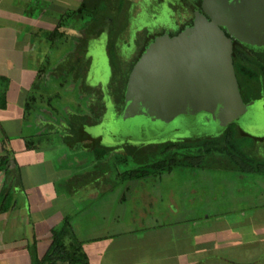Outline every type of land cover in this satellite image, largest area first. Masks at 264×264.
I'll list each match as a JSON object with an SVG mask.
<instances>
[{
    "label": "rangeland",
    "instance_id": "374dc122",
    "mask_svg": "<svg viewBox=\"0 0 264 264\" xmlns=\"http://www.w3.org/2000/svg\"><path fill=\"white\" fill-rule=\"evenodd\" d=\"M169 1L164 0V2L158 3L157 0H122L121 5L118 3L119 8L121 7L120 10L106 9L107 15L114 22L109 19L105 32L86 41V51L83 50L85 60L88 58L90 62L88 75L84 81L90 86L88 90L95 89L94 93H91L92 96L90 98L91 94L89 91L82 92L79 90L80 85L84 84V81L81 84L79 83V78H84V74H81L82 72L73 74L70 69H66L67 66L62 72L57 71L59 63L64 60L63 58L72 53L74 47L81 40L80 38H85L88 33L84 32L87 27L83 24V18L76 15L65 16L62 21L70 25L58 27L59 33L55 32L51 34L55 20L63 12L60 6L64 3H55L46 8L38 24L42 30L38 34V44H41V47H46L44 51L40 49V54L45 52L46 55L44 62L45 77H40L41 79L38 82L39 87L32 91V95L28 99L31 108H28V114L30 115H27V117L34 121L32 112L34 110L39 115L41 127H43L40 128L38 126L40 131H45V128H48V124H52L56 132L54 131V134L49 135L43 134L37 141L34 140V136L30 138L33 144H39L38 149L40 151H43L45 147L44 143H54L56 147V142H59L58 136H60L61 124L65 128L66 121L71 120L73 117L71 115L67 119V115L72 113H91L92 105H89V103L99 95L97 85L107 84L108 86L112 77L113 65L116 63L119 66L120 59L124 62H130L134 52L132 43L136 39H148L150 36L163 32L165 29L176 31L177 21L181 23L183 21L182 18L190 16L191 8L189 4L182 0H171L173 4L170 5ZM129 4L139 5L137 13L134 12V9V13H132V8H129ZM117 22L119 24H116ZM122 28L124 29L122 30ZM110 33L114 35V38ZM38 37L36 40H31V43L36 44L35 41H37ZM128 37L130 38V40H127L129 44L121 43V40H126ZM62 63L64 64V62ZM62 63L61 65H63ZM53 70L54 73H51ZM49 74L50 78L48 77ZM108 90L110 89L108 88ZM112 99L113 97L110 94L103 96L107 111L101 122L97 124H83V130L81 128L79 131L80 135L74 138L77 141L76 144H73L75 140L73 142L70 140L69 143L72 145L65 143L61 146L63 153L60 154L64 155L61 159L62 164L82 169L81 166H84L88 160L85 168L90 169L94 163H98L94 159V153L91 151L94 141H101V144L104 146L118 142L116 144L117 148L119 146V150L123 151V145H128V142H120L119 140L125 137L130 138L132 144L140 143L143 140L148 142L154 141L157 139L156 135L158 134L162 135L164 139H168V133L173 134V139L196 138L212 134L221 125L222 127H226L227 125L225 123L219 125V121L213 119V116L203 112L196 115L192 125H189L188 120H181L178 117L169 122L151 121L139 113L135 114L131 110L129 103L125 108V112L116 116L117 104H114ZM0 118L3 119L4 116L0 114ZM81 121L86 123L85 118ZM232 124L238 133H245L242 136L245 148L254 147L255 155L259 158H264V140L253 139V137L264 136L263 100L260 98L253 100L249 104L247 111L234 120ZM148 134H150V137H148ZM105 161L107 164L101 162L93 168L95 171L93 174H100L93 176L96 186H91L85 191L84 186H81V183H83L81 181L82 177H78L72 183V186L67 187L68 192L73 188V196H76L77 199H82L80 200L81 204H89V207H87L88 212L91 211L92 214L96 215V211L100 209L101 200L98 199L99 194H103L105 197L104 203H110L117 199L120 205L119 208L123 209L124 213L129 211V216L131 210L138 213L137 217L142 216V218L144 216H152V213L164 217L163 213L166 211L163 213L162 211L167 210L168 203L173 200L177 202L206 203L205 209L197 208V211L211 214L214 213L213 210L217 212L226 211L225 214L211 215L205 221L206 232H209L207 234L215 237L214 240L217 243L213 242L212 239L207 241V245L214 246L207 255L204 257H193V259L186 257V260H184L185 264H264V187H261V185H264V174L242 172L236 168L226 167V165L199 168L177 166L169 172L151 173L142 178L129 179L132 180L131 182L129 180H121L119 173L133 167V163H114L112 156L106 157ZM28 162L29 166L25 170L32 169L30 174L36 179L40 170L37 168L39 165L31 163L30 160ZM2 167L5 170L7 169L6 165H2ZM102 170L107 175V182L105 181L104 183H102L104 181ZM98 177L100 178L99 180ZM206 179L215 180L216 183L205 181ZM210 184L216 186L212 192L206 187ZM236 189L239 192L244 191V193L247 191V194L244 195V200L251 202L250 206H255V210L263 211V225H256L258 222L260 224V221L248 220V225L245 226L246 216L244 213L246 211L244 208L238 206L242 202L240 198L234 199ZM124 193L126 197L124 200L123 198H119L120 201L118 195L121 197ZM45 202L46 199L42 201V204L44 203V210L47 208V203ZM165 215H168V213L166 212ZM173 215L178 217L184 214L176 213ZM260 215L257 216L259 220ZM128 216L126 215V217ZM125 219L126 223H128L127 220L129 218ZM40 224L37 223V227ZM202 225L203 222L199 219L197 223L198 228H201ZM188 227L189 236H194L198 233L195 223H189ZM138 235L142 234L138 233ZM242 243L247 244V246H242ZM233 246H237V249H233ZM120 256L126 261L130 258L125 254H120ZM142 259H145V253H143ZM175 260H178V258H175ZM172 263L175 264L174 262ZM178 263L182 264V259H179Z\"/></svg>",
    "mask_w": 264,
    "mask_h": 264
},
{
    "label": "crops",
    "instance_id": "0c3cea01",
    "mask_svg": "<svg viewBox=\"0 0 264 264\" xmlns=\"http://www.w3.org/2000/svg\"><path fill=\"white\" fill-rule=\"evenodd\" d=\"M82 1L0 0V114L4 116L3 119L0 118V264H33V257L41 259L50 245L51 229L65 216L69 218L81 243L88 264H179V259L185 264L186 257H204L214 247L207 245V241L212 239L217 243L215 237L207 234L209 232H206L205 221L211 215L225 214L226 211L201 213L197 208L205 209L206 203L173 200L168 203V211H162H166L168 215L165 212L164 217H160L161 215L152 213V216L142 218L131 210L129 216V211L124 213L119 208L117 199L104 203L105 197L99 194L101 207L94 215L87 210L89 204L83 205L80 201L82 199L73 196V188L69 192L67 190L78 179L79 173L90 170L84 168L85 164L81 166L82 169L62 164L64 155L60 154L63 153L61 146L65 143L72 144L62 142L58 136L56 147L54 143H44L45 147L40 151L39 144H33L30 148L27 146L31 137L34 136L36 141L40 138L38 126L43 128L39 115L34 110L31 109L34 121L27 117L30 115L28 99L32 91L39 87L40 77H45L46 55L45 52L40 54V49L44 51L46 47L38 44V34L42 31L38 25L40 17L50 5L64 3L60 6L63 12L55 20L54 29L59 25L61 15H68L76 10ZM69 25L67 23L64 26ZM37 37L36 44H32L31 40H36ZM4 155L9 161L7 171L2 167ZM28 160L39 165L36 179L30 174L32 169L25 170L29 166ZM93 176L95 175L90 172L82 180L81 186H84L85 191L96 186ZM105 181L107 179L102 183ZM205 181L216 183L210 179ZM259 181L262 182L260 179ZM206 187L212 192L216 186L210 184ZM241 192L236 189L233 197L242 201L238 206L246 211L245 226L248 225V220L260 221L256 225H263V211L250 206L251 202L244 200L247 191ZM125 197V193L121 197L118 195V199L124 200ZM45 199L46 210L43 209L44 203L42 204ZM176 213L184 215L177 217L173 215ZM125 218H129L128 223ZM199 219L203 222L201 228L197 226ZM37 223H41L39 227ZM189 223L196 224L198 233L194 236L188 235ZM241 245L247 246L243 243ZM233 249H237V246H233ZM143 253L145 259H142ZM120 254L130 257L129 263ZM175 258H178L176 262Z\"/></svg>",
    "mask_w": 264,
    "mask_h": 264
},
{
    "label": "trees",
    "instance_id": "16d2710c",
    "mask_svg": "<svg viewBox=\"0 0 264 264\" xmlns=\"http://www.w3.org/2000/svg\"><path fill=\"white\" fill-rule=\"evenodd\" d=\"M197 2L199 3L200 0H196L195 5ZM118 3L121 5L122 0H117V2H115V0H83L76 10L71 13L68 12V15H61L59 25L53 29L51 34L55 32L59 33L58 27L67 24L65 22V24H63V18L65 16L72 15L83 18V24L87 27L84 32H88L89 34L87 33L85 38H80L81 40H79L78 45L74 47L72 53H69L63 58L64 60H62V62H64V64L62 62L61 63L63 65L59 63L60 65H58L57 71L62 72V70H64L67 66L66 69H70L73 74L82 72L81 74H84V78H79V83H83L86 78V68L89 64V60L88 58H86L87 61L85 60V53L83 52V50L86 51V41L102 32L103 26L106 25V17L114 22V20L107 15L106 9L112 8L113 10H120L121 7L119 8ZM116 24L119 23L117 22ZM123 29L124 28H122V30ZM110 35H112V33H110ZM112 36L114 38V35ZM82 42L84 43L82 44ZM255 47L261 48V46ZM143 50L144 49L142 48L141 51ZM246 56L247 54L244 52L243 48L240 49L237 45L234 46L232 50V62L238 79L240 94L245 102L249 101L250 98L256 99L264 97V64L257 61L255 66L252 68V65H250L251 61H246ZM258 56L262 57L263 55L259 53ZM113 66L114 75H112L111 81L108 85L110 92L104 93L112 95L113 103L117 104L116 106L120 108L121 104H124L126 99L125 96L128 78L125 77L127 76L125 69L119 70V66H117L116 63ZM73 78L75 77L73 76ZM88 87L90 86L88 85ZM88 87L84 81V84L80 85L79 90L82 92L89 91L90 94L94 93L95 89L88 90ZM248 88H251L252 90V93L249 95L245 93V90ZM98 93L99 95L97 94L98 96L89 103V105H92L91 113H72L67 115V119H69L71 115H73V117L71 120L66 121L67 124L65 125V128H63V125L61 124V131L59 132V135L62 142H70V140L73 142V140H75L74 138L80 135L79 131L81 128L83 130V124H96L101 122L102 116L105 112V104L103 101V96L105 94L103 95L100 88ZM91 96L92 94L89 98ZM125 103L126 105L128 104V102ZM120 112H118V116L121 115ZM202 112L213 116L212 118L216 119L214 113L210 112L209 108H203L199 111H195L194 113H190L183 109L181 112L174 114L168 122L172 119H177L178 117L181 118V120H188L189 125H192L196 115H199ZM84 118L86 119V123L81 121ZM236 119L237 118H235V120ZM221 123L223 122L219 121V125H221ZM225 124H227L226 127H222L221 125L212 134L198 136L196 138L173 139V134L168 133V139H164L162 135L158 134L156 135L157 139L154 141L148 142L143 140L140 143L132 144V142H130V138L125 137L124 139L119 140L120 142H128V145H123V151L119 150V146L117 148L116 144L118 142L104 146L101 144V141H94L91 151L94 153V159L97 160L98 163H94L90 167V170H86L77 176L82 177L81 181L84 180L90 172H94L93 168H95V165L101 162L105 164L106 161L104 162V160L109 156H112L114 163L123 162L124 164H127L131 162L134 164L133 167L125 169L119 173V177L123 181L142 178L150 175L151 173L169 172L177 166L199 168L226 165V167L236 168L242 172L264 174V158H259L255 155L254 147L251 146L249 149L245 148L244 138L242 137L245 133H238V131L233 127L232 121ZM54 129V125L48 124V128H45V131H41L40 135H49L51 132L55 131ZM148 137H150V134H148ZM253 139L263 140L264 138L260 137ZM27 146L29 148L32 147L33 141H27ZM87 162L88 160L86 163ZM8 164L9 161L7 156L4 155L2 157V165H6L7 168ZM95 175L100 174L98 173ZM106 176L107 175L102 170V177L105 178ZM3 193L7 196V193ZM33 258V264H88L87 256L85 255L81 243L76 237L67 216H65L57 226L51 229L50 245L44 256L41 259H37L36 257Z\"/></svg>",
    "mask_w": 264,
    "mask_h": 264
},
{
    "label": "water",
    "instance_id": "95a60500",
    "mask_svg": "<svg viewBox=\"0 0 264 264\" xmlns=\"http://www.w3.org/2000/svg\"><path fill=\"white\" fill-rule=\"evenodd\" d=\"M201 7L209 19L196 11L191 27L156 36L134 64L125 97L135 114L167 122L183 109L209 108L227 123L245 113L232 40L221 26L244 43L264 46V0H202Z\"/></svg>",
    "mask_w": 264,
    "mask_h": 264
},
{
    "label": "flooded vegetation",
    "instance_id": "af4514ba",
    "mask_svg": "<svg viewBox=\"0 0 264 264\" xmlns=\"http://www.w3.org/2000/svg\"><path fill=\"white\" fill-rule=\"evenodd\" d=\"M157 1H158V3H162V2H164V0H157ZM182 1H184L185 3H187V4L190 5V8H191L190 16L182 18L183 21H182L181 23H179V22L177 21L178 24L176 23V24H177V29H176V31H170V30H168V29H165L163 32H160V33H158V34H155V35H153V36H150V38H148V39H144V38H143V39H140V38L136 39V40L132 43V46H133V50H134V52H133V55H132V59L130 60L131 64H130V62H129V63H128V61L124 62V61L121 60V59H120V62H119V70H122V69H125V70H126V74H127V76H125V77H127V78L129 77V74H130V72H131V70H132L134 64L137 62L139 56H140L141 53L146 49V47L149 45V43H150L151 41H153V39H154L156 36L161 35V34H163V33H167V34H169L170 36H173V34L176 35V34H178L180 31L184 30L185 28L191 27V26L193 25V22H194V19H195V12H196V11H198L199 14H203L207 19H209L208 16L206 15V13L203 11V9H202V7H201V2H202V0H200L199 3L197 2L196 5H195L196 0H182ZM228 1L231 2L232 0H228ZM131 3H133V2L131 1ZM168 3H169L170 5H172V4H173V1L170 0ZM199 6H200V7H199ZM129 8H132V13H134V12H136L137 10H139V5L137 4V5L135 6V5H131V4H129ZM133 9H134V12H133ZM128 10H129V9H128ZM182 11H183V10H182ZM136 13H137V12H136ZM182 13H183V12H182ZM182 13H180V14H182ZM133 16H134V15H133ZM105 21H106V25L103 26V30H102V32H105V29L107 28V23H109V18L106 17V18H105ZM221 29L225 32V34H226L228 37L231 38V40H232V50H233V48H234L235 45H237L238 48H240V49L243 48L244 52H246V54H247V56L245 57V58H246V61H251L250 65H252V66H251L252 68L255 66V64L257 63V61H259V62H261L262 64H264V46H261V48H259V47H255V45L252 46V45H250V44L244 43L243 41H240V40H238L237 38H235V37H233L232 35H230V34L228 33V31L226 30L225 27L221 26ZM102 32H101V33H102ZM127 40H130V38L128 37V39L126 38V40H121V41H122L121 43L126 44V43H128ZM128 44H129V43H128ZM241 45H242V48H241ZM142 48L144 49L143 51H141ZM259 53L262 54L263 56H262V57H259V56H258ZM231 55H232V52H231ZM137 57H138V58H137ZM254 59H257V60H254ZM129 64H130V67H129ZM232 65H233V62H232ZM89 67H90V62H89V64H88L87 68H86V74H85V75H86V78H87V75H88ZM112 69H113V68H112ZM233 69H234V65H233ZM125 70H124V71H125ZM234 74H235V77H236L235 70H234ZM112 75H114V70H112ZM111 78H112V77H111ZM236 81H237L238 90H239V93H240V88H239V83H238V79H237V77H236ZM127 82H128V79H127ZM109 83H110V82H109ZM109 83H108V85H109ZM86 86L88 87L87 84H86ZM91 87L94 88L93 86H91ZM97 87L100 88V90L103 92V95L110 91V90H108V86H107V84H106V85L98 84ZM104 92H106V93H104ZM245 93H246L247 95L251 94V93H252L251 88H248L247 90H245ZM240 96H241V94H240ZM241 99H242V97H241ZM256 99H258V98H256ZM256 99H254V98H250L249 101H247V102L243 101V99H242V102H243V104H244L245 107H246V111H247V108H248L249 104H250L251 102H253V100H256ZM260 99L263 100V108H264V97H263V98H260ZM125 102H126V99H125V101H124V104H121V107H120V108L116 107V108H117V110L115 111V112H116V113H115L116 116H118V112H120V111H121V112H120L121 114H122L123 112H125V108H126V103H125ZM212 107H213V106H212ZM199 110H200V109H199ZM199 110H198V111H199ZM104 111H105V112H104L102 118L104 117V115H105V113H106V111H107V107H106V105H105V110H104ZM246 111H245V112H246ZM101 120H102V119H101ZM234 120H235V119H233V120H231V121L233 122ZM96 124H97V123H96ZM262 137L264 138V136H262ZM253 138H260V137H253ZM100 139H101V138H100ZM263 140H264V139H263ZM260 141H261V140H260ZM120 149H121V148H120ZM123 150H124V149H123ZM117 163H118V162H117ZM93 173H95V171H94ZM96 174H98V173H96ZM94 175H95V174H94ZM95 176H96V175H95ZM86 178H87V177H86ZM103 179L105 180L106 178H103Z\"/></svg>",
    "mask_w": 264,
    "mask_h": 264
}]
</instances>
